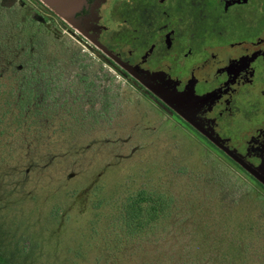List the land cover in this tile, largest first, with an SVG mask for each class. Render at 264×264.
I'll list each match as a JSON object with an SVG mask.
<instances>
[{
    "label": "rangeland",
    "instance_id": "374dc122",
    "mask_svg": "<svg viewBox=\"0 0 264 264\" xmlns=\"http://www.w3.org/2000/svg\"><path fill=\"white\" fill-rule=\"evenodd\" d=\"M22 15L17 6L1 8L0 37L4 29L16 32ZM55 25L30 31L32 55L26 46L14 50L20 69L1 74L2 83L17 87L24 76L36 78V63L45 64L47 82L39 87L48 90V118L36 126L40 136H28L29 146L14 136L19 128L0 142V264H228L241 207L264 224L262 188L159 116ZM145 186L169 193L176 216L146 240L107 247L116 207ZM262 236L241 235L254 246L255 264L264 255Z\"/></svg>",
    "mask_w": 264,
    "mask_h": 264
},
{
    "label": "flooded vegetation",
    "instance_id": "af4514ba",
    "mask_svg": "<svg viewBox=\"0 0 264 264\" xmlns=\"http://www.w3.org/2000/svg\"><path fill=\"white\" fill-rule=\"evenodd\" d=\"M15 6L31 31L58 23L159 116L264 187L240 164L264 178V0H105L97 40L112 56L39 0H0Z\"/></svg>",
    "mask_w": 264,
    "mask_h": 264
},
{
    "label": "trees",
    "instance_id": "16d2710c",
    "mask_svg": "<svg viewBox=\"0 0 264 264\" xmlns=\"http://www.w3.org/2000/svg\"><path fill=\"white\" fill-rule=\"evenodd\" d=\"M16 25H18L16 32H11V30L7 32L4 29V34L0 37V142L2 139L5 140L13 136L16 128L21 130L26 125L27 129L29 128L28 130L23 129L20 132L18 129V133L14 135L19 137L20 142L24 143L26 147L30 143V140L27 139L28 136L34 135L36 138L40 136L41 132L36 126H42L48 118L43 113L44 106L42 107L44 94H47L48 90L45 88L42 91V88L39 87L41 83L47 82L45 81L46 74L44 72L46 65L44 64L41 67V62L36 63L33 68L36 78L32 80V77L24 76L20 79L17 87L11 81L5 84L2 83L1 74L3 72L6 73V70L11 68L14 71L17 70L14 50L26 46L27 54L32 55L31 44L33 42L30 37L33 39V36L30 32L31 29L24 25L21 18L17 20ZM37 73L39 75L36 76ZM5 143L8 145V149L9 144ZM9 149L11 151V148ZM250 181L258 184L264 191L261 184ZM175 207L174 198L169 193L158 190L157 187L145 186L126 193L116 207L115 216L109 221V227L105 232L106 237L104 240H106V244L108 243L107 247L117 249L124 247L129 241L148 239L150 234H154L159 225L168 224L172 217L176 216ZM244 208L243 205L241 210L244 212H241L238 217L236 227L239 238H235L237 241L231 243L230 251L228 250L224 255V259L226 258L228 264L256 263L249 257L255 252L254 246L247 243L248 241L245 243V240L241 239V235L248 237V235L262 234L264 238V224L260 227L256 225L257 222L254 223V219L250 216L251 211H249V208ZM238 240L243 241V243L240 244ZM260 258L264 259V255ZM263 259L259 261V264H264Z\"/></svg>",
    "mask_w": 264,
    "mask_h": 264
},
{
    "label": "water",
    "instance_id": "95a60500",
    "mask_svg": "<svg viewBox=\"0 0 264 264\" xmlns=\"http://www.w3.org/2000/svg\"><path fill=\"white\" fill-rule=\"evenodd\" d=\"M53 11L69 27L82 35L90 43L100 48L106 54L110 52L97 40L98 11L105 0H39ZM244 169L256 177L263 185L264 178L244 163H240Z\"/></svg>",
    "mask_w": 264,
    "mask_h": 264
}]
</instances>
